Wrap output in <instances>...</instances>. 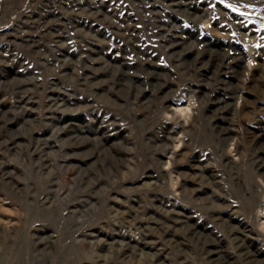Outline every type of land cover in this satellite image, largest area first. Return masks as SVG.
I'll use <instances>...</instances> for the list:
<instances>
[{
    "label": "rangeland",
    "instance_id": "rangeland-1",
    "mask_svg": "<svg viewBox=\"0 0 264 264\" xmlns=\"http://www.w3.org/2000/svg\"><path fill=\"white\" fill-rule=\"evenodd\" d=\"M0 264H264V0H0Z\"/></svg>",
    "mask_w": 264,
    "mask_h": 264
},
{
    "label": "snow or ice",
    "instance_id": "snow-or-ice-1",
    "mask_svg": "<svg viewBox=\"0 0 264 264\" xmlns=\"http://www.w3.org/2000/svg\"><path fill=\"white\" fill-rule=\"evenodd\" d=\"M229 7H231V5H228ZM233 11H238L237 9L233 8Z\"/></svg>",
    "mask_w": 264,
    "mask_h": 264
}]
</instances>
